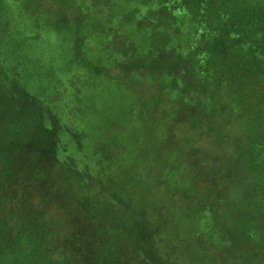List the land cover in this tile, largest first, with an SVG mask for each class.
<instances>
[{
  "label": "trees",
  "instance_id": "1",
  "mask_svg": "<svg viewBox=\"0 0 264 264\" xmlns=\"http://www.w3.org/2000/svg\"><path fill=\"white\" fill-rule=\"evenodd\" d=\"M0 264H264V0H0Z\"/></svg>",
  "mask_w": 264,
  "mask_h": 264
},
{
  "label": "rangeland",
  "instance_id": "2",
  "mask_svg": "<svg viewBox=\"0 0 264 264\" xmlns=\"http://www.w3.org/2000/svg\"><path fill=\"white\" fill-rule=\"evenodd\" d=\"M142 89H143V87H140V89H139V91H138V93H140V92H142ZM137 93V94H138ZM136 94V95H137ZM167 96V95H166ZM103 97H105L104 95H103ZM107 97V96H106ZM134 97L133 96H123V97H121V99H120V101H119V103L117 102V104L119 105V106H121V107H127V106H129L131 103H132V99H133ZM137 100H138V98H137ZM106 102H109V100H106ZM168 103V102H167ZM137 111H139V109H140V107H137V108H135Z\"/></svg>",
  "mask_w": 264,
  "mask_h": 264
}]
</instances>
